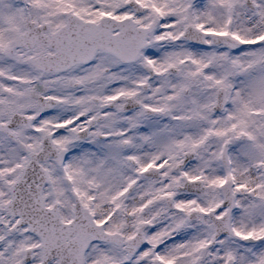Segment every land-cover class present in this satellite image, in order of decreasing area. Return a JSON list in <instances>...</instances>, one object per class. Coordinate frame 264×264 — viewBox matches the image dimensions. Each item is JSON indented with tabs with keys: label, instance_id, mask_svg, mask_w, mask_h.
Instances as JSON below:
<instances>
[{
	"label": "snow or ice",
	"instance_id": "1",
	"mask_svg": "<svg viewBox=\"0 0 264 264\" xmlns=\"http://www.w3.org/2000/svg\"><path fill=\"white\" fill-rule=\"evenodd\" d=\"M0 264H264V0H0Z\"/></svg>",
	"mask_w": 264,
	"mask_h": 264
}]
</instances>
